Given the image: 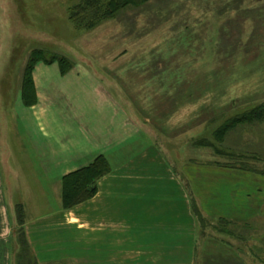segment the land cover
<instances>
[{
	"label": "rangeland",
	"instance_id": "obj_1",
	"mask_svg": "<svg viewBox=\"0 0 264 264\" xmlns=\"http://www.w3.org/2000/svg\"><path fill=\"white\" fill-rule=\"evenodd\" d=\"M84 1L0 0V79L6 89L18 84L20 117L48 141L43 167L61 175L63 190L98 161L96 175L112 173L157 146L190 186L199 249L210 236L264 235V214L251 226L215 223L194 205L195 192L220 178L247 180L245 172L264 185V111L253 118L264 110V0H138L100 14L92 28L77 10ZM101 1L105 12L117 0ZM87 185L80 200L95 183ZM20 227L13 264H39L21 247ZM83 240L75 260L50 264H89ZM263 245L256 264H264ZM201 255L194 264H215Z\"/></svg>",
	"mask_w": 264,
	"mask_h": 264
},
{
	"label": "crops",
	"instance_id": "obj_2",
	"mask_svg": "<svg viewBox=\"0 0 264 264\" xmlns=\"http://www.w3.org/2000/svg\"><path fill=\"white\" fill-rule=\"evenodd\" d=\"M6 83L0 79V264L14 263L17 207L24 210L25 236L39 264L75 260L83 239L89 264L130 257L137 258L136 264H176L178 258L194 264L198 252L215 264H250L256 259L258 242L264 241L259 239L264 235L256 233L210 236L206 246L198 248L200 224L190 186L178 179L157 146L142 149L100 179L92 199L65 209L61 175L42 164L48 162V141L32 133L20 117L18 84L6 89ZM38 146L46 147L45 158ZM241 173L247 180L220 178L206 186L205 194L195 192L194 205L203 218L242 226L258 223L264 214V185ZM230 256L242 262L225 260Z\"/></svg>",
	"mask_w": 264,
	"mask_h": 264
},
{
	"label": "trees",
	"instance_id": "obj_3",
	"mask_svg": "<svg viewBox=\"0 0 264 264\" xmlns=\"http://www.w3.org/2000/svg\"><path fill=\"white\" fill-rule=\"evenodd\" d=\"M134 1H138V0H117V1H113L110 2V4L108 5L110 7V9L108 11L102 12L101 10V5H102V1L101 0H85L83 4H81L77 10H80L82 12V14L86 15V18L88 17L89 22H90V27H93L94 24V20L100 15V14H105V13H112L115 12L116 10L120 9L121 7H126L127 5H131ZM87 10V14L84 13ZM90 11V12H89ZM75 13V12H72ZM72 19L74 20V22L76 24L80 23L79 21H77V15H72ZM32 87V85H31ZM264 109L261 108L260 110ZM264 110L256 112L255 114H253V118H259V113H262ZM259 116V117H258ZM100 161L96 162L95 164H93L91 167L87 168L85 171H80L78 173H75L69 177L66 178L65 182L63 183V190H62V199H63V203H64V207L65 209H72L75 206H78L80 204H83L87 201H89L90 199H92L96 193H97V182L103 178L104 176L108 175L110 172H104L102 174H98L96 175V172H99V164ZM102 162V161H101ZM104 163V162H102ZM94 174L96 176H94ZM91 179L92 182L95 183L93 190L90 191L91 193L89 194L87 199L84 200H80L78 198V196H80L81 194L84 193V190H86L85 187L89 186L87 185V180ZM86 185V186H85ZM16 214H17V221L19 226H21L20 228V235L21 237V241H20V245L22 248H24L28 253L30 252L29 249V244L28 241L24 235V230H23V226L25 225V213L22 207H17L16 209ZM19 244V243H18ZM19 245V246H20Z\"/></svg>",
	"mask_w": 264,
	"mask_h": 264
}]
</instances>
